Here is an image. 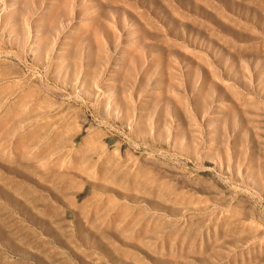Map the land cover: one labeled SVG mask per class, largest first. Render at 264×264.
Returning a JSON list of instances; mask_svg holds the SVG:
<instances>
[{"label": "rangeland", "instance_id": "rangeland-1", "mask_svg": "<svg viewBox=\"0 0 264 264\" xmlns=\"http://www.w3.org/2000/svg\"><path fill=\"white\" fill-rule=\"evenodd\" d=\"M0 264H264V0H0Z\"/></svg>", "mask_w": 264, "mask_h": 264}]
</instances>
